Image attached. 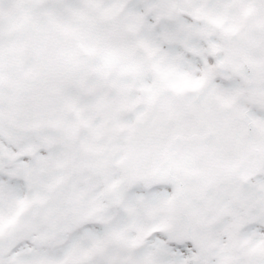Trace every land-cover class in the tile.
Returning <instances> with one entry per match:
<instances>
[{
  "label": "snow or ice",
  "instance_id": "snow-or-ice-1",
  "mask_svg": "<svg viewBox=\"0 0 264 264\" xmlns=\"http://www.w3.org/2000/svg\"><path fill=\"white\" fill-rule=\"evenodd\" d=\"M0 264H264V0H0Z\"/></svg>",
  "mask_w": 264,
  "mask_h": 264
}]
</instances>
